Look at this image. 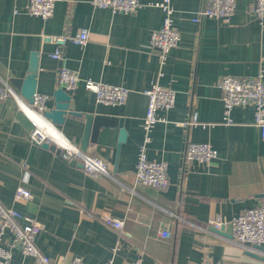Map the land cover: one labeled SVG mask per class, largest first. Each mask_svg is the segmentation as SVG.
<instances>
[{"label":"crops","instance_id":"crops-1","mask_svg":"<svg viewBox=\"0 0 264 264\" xmlns=\"http://www.w3.org/2000/svg\"><path fill=\"white\" fill-rule=\"evenodd\" d=\"M159 1L140 0L133 13L94 7L90 0L58 1L43 19L29 14L23 0H0V85L22 78L30 54L37 52L36 94L50 97L47 109L60 87L61 66L83 80L128 89L119 104L97 102L81 84L69 92L73 110L112 121L88 145L86 153L100 158L106 170L94 175L30 142L29 119L13 99L0 103V203L33 218L41 227L36 247L63 263L264 264L246 253L251 247L199 228L209 218L229 220L264 204V136L253 124V108L235 107L233 123H225L217 87L225 75L264 73V19L249 13L254 0H236L229 21L204 17L197 22L193 19L206 0H170L180 39L162 63L149 45L162 23ZM82 28L88 31L85 45L68 42L61 59L52 57L56 44L49 37L73 36ZM153 82L175 91L173 107L157 112L160 120L145 145L148 159L167 163L169 186L161 191L134 184L137 151L144 141L143 91ZM192 116L196 122L188 124ZM118 119L126 131L119 149ZM55 128L78 146L84 119L67 115ZM188 142L209 143L217 157L208 163L185 160ZM17 186L27 188L30 198L14 200ZM104 213L123 221L121 235L102 222ZM11 239L4 230L0 244ZM253 251L264 257V251ZM11 253L12 264H37L19 249Z\"/></svg>","mask_w":264,"mask_h":264},{"label":"built area","instance_id":"built-area-1","mask_svg":"<svg viewBox=\"0 0 264 264\" xmlns=\"http://www.w3.org/2000/svg\"><path fill=\"white\" fill-rule=\"evenodd\" d=\"M26 4V11L43 19L50 17L54 11L55 4L58 1L73 0H23ZM94 7L108 8L114 12L133 13L142 3L140 0H90ZM163 13L162 23L155 29L149 39V45L156 50L159 60L163 63L169 55L171 49L178 45L180 33L173 23V7L170 0H161L155 3ZM236 0H206L204 7L198 11L195 22L200 19L219 18L223 21H229L234 14ZM249 13L260 22L264 19V0H254L249 8ZM55 44L56 49L52 57L62 58V49L68 42L83 46L88 40V31L80 29L75 35H61L49 37ZM57 82L61 88L67 92L74 91L79 84L86 90L95 95L97 102L102 104L122 103L128 94V89L122 86L108 85L95 82L90 79H81L74 71L63 66L58 69ZM217 87L221 90V100L223 104V121L233 123L231 113L235 107L251 106L253 108V124L260 128L261 135L264 136V73L260 70L254 76L237 77L225 75L217 82ZM143 93L147 96V105L145 115L142 120V130L144 132V141L140 144L137 151V158L134 171V184L150 187L156 190H164L169 186L167 175V163L165 161H155L147 158L145 145L149 141V133L154 125L160 120L157 115L159 110L167 111L171 109L175 102V91L169 87H163L157 82H153ZM11 98L15 101L18 109L29 119L32 129L28 135L30 142L41 144L43 142H52L61 151V157L65 161L76 160L82 165V169L89 174L106 173L102 160L79 148L65 137V142H56L47 133L45 129L51 124L46 120L41 112L46 108V102L50 99L44 94H34V101L30 105L26 103L20 95L7 83L0 85V103ZM32 115L39 116L45 122V127H41ZM196 122L195 116H192L188 124ZM57 130V129H56ZM58 131V130H57ZM184 157L187 161H198L208 163L217 157V150L206 142H188L185 147ZM30 192L23 186H17L14 191V200L29 199ZM102 222L121 235L123 221L111 216L109 213L101 215ZM224 226H230L232 241L244 247H251L252 244L264 245V204L257 207L248 208L239 215L229 220L220 218H209L203 227L206 229L213 227L219 229ZM40 225L30 217L24 216L12 206H6L0 203V242L4 230L12 234L9 244L2 246L0 244V264L11 263L12 248L19 249L24 256L34 259L37 264H82L78 259L70 263H63L61 259L53 260L43 254L35 245V237L40 231ZM162 235H168L166 231H161ZM118 249L113 248L114 253ZM252 249V248H251ZM105 264H112L109 260ZM131 264H141L140 259ZM189 264H224L203 260Z\"/></svg>","mask_w":264,"mask_h":264},{"label":"water","instance_id":"water-1","mask_svg":"<svg viewBox=\"0 0 264 264\" xmlns=\"http://www.w3.org/2000/svg\"><path fill=\"white\" fill-rule=\"evenodd\" d=\"M38 53L32 52L30 54V62L26 74L22 78H13L10 80L11 87L20 95V97L28 104H32L34 101V94L36 93V78L38 73ZM71 96L69 92L65 91L63 88L58 87L53 92V106L50 109H45L41 112L42 116L48 120L54 126L61 125L64 123V120L67 115H72L76 117H82L84 119V129L79 140L78 148L82 152H86L90 142L96 141V133L101 126H108L112 124V121H109L105 117L93 115L91 113H82L80 111H75L70 107ZM118 143L117 149H119L120 144L124 143L126 140V131L122 124V119H118ZM45 149L53 151L58 157H61V151L56 145L52 142H43L39 144ZM64 160V159H63ZM65 161V160H64ZM67 162V161H66ZM69 165L78 166L82 168V165L76 160H71L67 162ZM210 230L214 233L232 237L228 234L229 228L221 227L215 229L210 227ZM251 248L253 250L264 251V245L252 244ZM253 250L246 251L250 256L264 259V257H259Z\"/></svg>","mask_w":264,"mask_h":264},{"label":"bare ground","instance_id":"bare-ground-1","mask_svg":"<svg viewBox=\"0 0 264 264\" xmlns=\"http://www.w3.org/2000/svg\"><path fill=\"white\" fill-rule=\"evenodd\" d=\"M31 118H33L36 122L39 123L41 127H45V122L43 119H41L39 116L32 115ZM47 133H51L50 136H52V139L55 140L56 142H65L63 136L53 127L49 125L48 129H45Z\"/></svg>","mask_w":264,"mask_h":264}]
</instances>
